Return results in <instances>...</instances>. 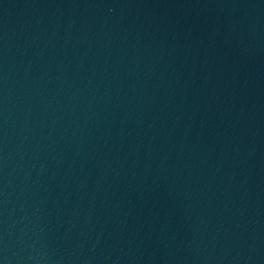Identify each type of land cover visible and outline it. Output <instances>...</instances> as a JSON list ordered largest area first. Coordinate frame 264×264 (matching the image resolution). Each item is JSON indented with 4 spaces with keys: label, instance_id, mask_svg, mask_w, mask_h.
Listing matches in <instances>:
<instances>
[{
    "label": "water",
    "instance_id": "water-1",
    "mask_svg": "<svg viewBox=\"0 0 264 264\" xmlns=\"http://www.w3.org/2000/svg\"><path fill=\"white\" fill-rule=\"evenodd\" d=\"M0 264H264V0H0Z\"/></svg>",
    "mask_w": 264,
    "mask_h": 264
}]
</instances>
